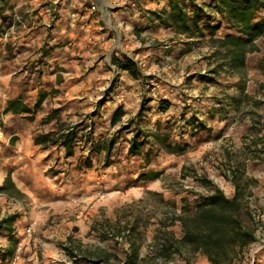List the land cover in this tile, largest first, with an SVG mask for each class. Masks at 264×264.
Returning a JSON list of instances; mask_svg holds the SVG:
<instances>
[{
    "label": "crops",
    "instance_id": "1",
    "mask_svg": "<svg viewBox=\"0 0 264 264\" xmlns=\"http://www.w3.org/2000/svg\"><path fill=\"white\" fill-rule=\"evenodd\" d=\"M168 8V0H0V220L13 216L0 225V236L12 241L3 244L4 250L14 253L17 242H26L31 223L34 234L45 239L66 227L67 234L84 232L89 220L81 211L93 203L87 211L91 215L99 206L111 204L112 198L97 199L100 191L116 184L119 174L136 175L128 171L136 157L149 160L151 154L143 151V144L141 153L129 152L134 130L140 129L142 136L148 133L146 143L156 141L172 154L180 152L168 151L154 138L160 135L157 124L175 121L194 139L211 124L223 122L219 115L224 105L198 95L201 87L208 86L201 71L182 70L176 76L167 72L158 85L149 83L154 66L150 69L148 64L157 57L153 46L148 47L175 30L161 24L152 12ZM124 56L137 63V78L114 64ZM172 57L173 53H166L162 59L169 63ZM188 98L192 102L184 103ZM159 100L169 103L165 111ZM10 101H17V109H7ZM118 107L124 113L111 124ZM138 120H144L149 130L141 129ZM89 128H93L90 133ZM113 128L131 134L119 154L112 153V139L104 144L99 137L102 130ZM48 132H55L56 141L36 145L35 136ZM65 133L75 135L70 154L61 143ZM165 139L170 145H185L183 151L192 142ZM79 156L89 158L91 164L78 165ZM109 158L113 160L106 164ZM152 172L141 179L154 183L158 176H146ZM53 221L57 224L48 228L46 223ZM25 246L33 254H58L51 240L41 244L42 250L35 243ZM35 261L37 257L31 264Z\"/></svg>",
    "mask_w": 264,
    "mask_h": 264
},
{
    "label": "rangeland",
    "instance_id": "2",
    "mask_svg": "<svg viewBox=\"0 0 264 264\" xmlns=\"http://www.w3.org/2000/svg\"><path fill=\"white\" fill-rule=\"evenodd\" d=\"M195 2L205 6L209 13V23H219V28L212 34L202 22L193 33H179L174 28L175 30H169L171 34L168 37L152 41L148 49L153 46V55L157 58L153 64H148L150 69L154 66L153 79L149 83L158 85L157 81L166 77L167 72L176 76L177 72L182 70L189 74L201 71L208 86L201 87L198 95H207L213 102L224 105L219 115L223 122L218 121L215 126L211 124L209 129L199 132L194 139L190 138L191 134L184 125H176L175 121L157 124V131L155 129L152 132H158L171 142L184 144L188 139H192L189 150L170 154L162 150L156 141L144 142L142 149L151 154L149 160L144 159V156L136 157L128 171L131 170L135 174L137 172V176L119 174L116 184L106 185L100 191L97 199L112 198L114 200L111 204L99 206L98 210H92L91 215L87 214V211L91 210L93 203L81 211V215L88 216L89 220L84 232L74 230V233L70 231L67 234L66 230L69 228L66 227L52 239H45L41 233L34 234V223H31L25 231L28 235L25 241L29 245L35 243L36 247L42 250L41 244L45 240H51L58 248V254H33L29 248L26 249V242L20 240L22 242H17L13 254L18 256L16 264H31L36 257L37 263L34 264H46V258L49 259V264H73V259L65 253L63 246L69 247L68 251L73 253L81 250L78 253L82 255L105 252L110 255V264H122L126 252L130 250H135L138 254L134 264H210L200 252L187 254V260L178 255L168 260L158 258L154 250H151V243L161 224L168 222L167 216L180 213L181 197H186L187 205L190 206L198 194H207L210 191L208 186L194 179L195 175L212 180L227 197H231L234 186L226 175L232 173L241 178L242 201L249 205L258 221V239L249 247L244 261L239 264H264V29L263 34L254 39L253 48L248 46L250 50L245 53L244 65L232 63L229 57H226L227 46L222 44L220 39L226 34H241L221 14L206 6L211 0ZM261 2L264 3V0ZM153 17L156 19L154 14ZM261 18H264V4L259 6L254 14V21ZM166 53L174 55L169 63L162 59ZM189 84L187 83V86ZM188 100L192 102L188 98L184 103ZM140 117L138 113L137 119ZM60 125L61 123L59 127ZM137 125L144 131L149 130L144 120H138ZM84 127L85 125L83 129ZM110 130L108 131L112 136L106 129L102 130L103 134L99 137L104 144L107 139H112V153L119 154L131 134L121 131L123 129ZM87 131L90 133L93 128ZM144 137L140 135L138 139H145ZM85 145L86 143H83V147ZM112 160L105 159V163ZM77 164L88 166L91 160L79 156ZM150 170L158 173L154 183L141 179L145 177L144 173ZM119 183L121 187H118ZM174 201L175 204H172ZM46 224L50 228L57 222ZM176 224L171 227L177 230L178 235V222ZM7 242L8 245L12 243L11 240L0 236L1 248L3 244L7 245Z\"/></svg>",
    "mask_w": 264,
    "mask_h": 264
},
{
    "label": "trees",
    "instance_id": "3",
    "mask_svg": "<svg viewBox=\"0 0 264 264\" xmlns=\"http://www.w3.org/2000/svg\"><path fill=\"white\" fill-rule=\"evenodd\" d=\"M264 4L261 0H211L206 6L214 9L216 13L234 27L241 35L233 36L226 34L221 40L227 46L226 57L232 63L244 65V56L248 46L253 48L255 38L263 34L264 18L254 21L256 10ZM168 9L156 10L152 14L156 19L167 27H173L179 33L194 32L198 30L199 23L209 29L213 34L219 28V23H209V13L205 6L198 5L195 0H168ZM205 18V19H204ZM204 19V20H203ZM250 47V48H251ZM114 64L126 70L132 77L139 76L137 63L131 58L124 56L122 59H115ZM17 101H10L7 109H17ZM169 103L159 100V107L162 111L168 108ZM27 108V107H24ZM124 111L118 107L111 118V124H115L121 119ZM142 131H133V138L129 146V152L141 153V145L145 139H138ZM147 137L149 134L143 132ZM55 132L42 133L35 136L36 145H44L56 141ZM74 136L72 133L62 135L61 143L70 154L71 144ZM144 137V138H145ZM168 151L181 152L185 145L166 143L165 137L154 135ZM157 172H152L146 176H157ZM226 178L233 184L234 193L227 197L223 190L213 183L212 180L204 176H194V179L210 188L207 194H198L192 205H187L186 197H181V211L178 214L171 213L167 216L168 222L161 224L160 230L154 236L151 243V250H154L158 258L164 260L171 259L175 255L188 259L187 254L200 252L206 256L210 264H239L245 259L249 247L257 241L256 234L258 221L255 218L249 205L243 203L241 178L236 173L226 175ZM5 182L10 184L9 177ZM175 204V201L172 203ZM12 217L0 220V225L6 224ZM177 230L172 229V225H177ZM67 254L73 259V264H110V255L105 252L82 255L79 251H68ZM13 250H4L0 247V264L13 257ZM138 254L135 250L127 251L122 264H134ZM255 264V263H253Z\"/></svg>",
    "mask_w": 264,
    "mask_h": 264
},
{
    "label": "built area",
    "instance_id": "4",
    "mask_svg": "<svg viewBox=\"0 0 264 264\" xmlns=\"http://www.w3.org/2000/svg\"><path fill=\"white\" fill-rule=\"evenodd\" d=\"M18 259V256L17 255H15V256H13L10 260H9V264H16V260Z\"/></svg>",
    "mask_w": 264,
    "mask_h": 264
}]
</instances>
